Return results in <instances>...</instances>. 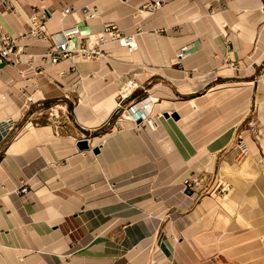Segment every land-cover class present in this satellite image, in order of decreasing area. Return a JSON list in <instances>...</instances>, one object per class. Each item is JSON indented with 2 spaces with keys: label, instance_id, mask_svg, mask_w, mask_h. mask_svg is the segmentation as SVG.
Wrapping results in <instances>:
<instances>
[{
  "label": "crops",
  "instance_id": "crops-1",
  "mask_svg": "<svg viewBox=\"0 0 264 264\" xmlns=\"http://www.w3.org/2000/svg\"><path fill=\"white\" fill-rule=\"evenodd\" d=\"M260 4L0 0V29L15 38L0 63V264H264ZM43 10L45 37L26 33ZM111 24L137 48L103 38ZM73 25L70 46L98 55L52 63L45 54ZM145 97L152 129L122 116ZM253 104L254 139L241 127Z\"/></svg>",
  "mask_w": 264,
  "mask_h": 264
},
{
  "label": "built area",
  "instance_id": "built-area-1",
  "mask_svg": "<svg viewBox=\"0 0 264 264\" xmlns=\"http://www.w3.org/2000/svg\"><path fill=\"white\" fill-rule=\"evenodd\" d=\"M215 2L220 3L221 0H215ZM161 4H162L161 1H155L151 4H148L146 8L148 10H154L159 8ZM209 9L212 10V8ZM259 10L262 13H264V0H261ZM72 12H73V8L66 7L60 11V15L65 17L66 15L71 14ZM80 13L84 19L92 18L94 16L93 11L87 6L81 8ZM48 16L49 13L45 12L44 10L41 11V13L39 14L35 12L34 14L30 15L28 18L29 28L26 33L45 37L44 24ZM79 31L80 28L78 25H73L72 27L66 28L63 31L62 39L59 42H57V44H54L52 48L48 50V52L45 54L46 56L50 57L52 63H56L59 59H65V58H69L71 60L75 58L77 59L96 58V56L98 55V51L95 50V48H86L82 46L78 48H73L72 46H70V41H72L75 38V36H77ZM102 34H103L102 36L103 38H107L109 41L116 42L120 46L126 48L128 51H133L137 48L136 37H135L136 34L123 33L114 24L106 25L103 29ZM14 47H15V38L9 36L0 29V63L2 61H6V62L11 61V56L14 53ZM187 53H188L187 46L185 45L180 46V48L176 52L177 61L180 62L183 58L186 57ZM124 98L125 97L122 95V93L119 92V100L117 103L118 107H122L121 102L123 101ZM145 98L132 103L127 108L135 107V105L142 103L145 100ZM148 117L150 119L152 118L153 123L157 125L156 118H154V115H149ZM144 119L145 117L143 116V113H138L133 120L138 121ZM144 121L146 122V120ZM147 124L149 125V123ZM236 146L238 148V159H241L244 156L248 155L249 153L248 146L241 135L237 136ZM200 181H202V178H193L191 181L186 182L183 188V192L186 194L190 193L191 191H193V187L197 186ZM26 189H27L26 184L22 183L19 188V191L25 193Z\"/></svg>",
  "mask_w": 264,
  "mask_h": 264
},
{
  "label": "bare ground",
  "instance_id": "bare-ground-1",
  "mask_svg": "<svg viewBox=\"0 0 264 264\" xmlns=\"http://www.w3.org/2000/svg\"><path fill=\"white\" fill-rule=\"evenodd\" d=\"M134 86H135V84H133V82H129L126 85H124V87H122L120 92L122 93V95L124 97H126L131 92V90ZM154 102H155L154 100H150V98L147 97V98H145V100L142 103L135 105V107L127 108L123 112L122 116H124V118H126V119H132V120L135 118V116L138 113H143V116H146V110L148 109L149 105L151 103H154ZM171 116L173 117V114ZM151 120L153 121L152 118H151ZM154 125H155V123H154Z\"/></svg>",
  "mask_w": 264,
  "mask_h": 264
},
{
  "label": "rangeland",
  "instance_id": "rangeland-1",
  "mask_svg": "<svg viewBox=\"0 0 264 264\" xmlns=\"http://www.w3.org/2000/svg\"><path fill=\"white\" fill-rule=\"evenodd\" d=\"M127 107L124 106L123 108H121V110L125 111V109ZM118 109H120V107H118ZM120 113H122V112H119V114H117L115 117H119L121 115ZM157 115H154V118H156ZM241 127H243L245 130L247 129L248 132L251 134L252 138L254 139V104L251 107V110L249 111V113H248V115L246 117V120L243 122ZM236 139H237V137H236ZM236 139H235V145H236Z\"/></svg>",
  "mask_w": 264,
  "mask_h": 264
},
{
  "label": "water",
  "instance_id": "water-1",
  "mask_svg": "<svg viewBox=\"0 0 264 264\" xmlns=\"http://www.w3.org/2000/svg\"><path fill=\"white\" fill-rule=\"evenodd\" d=\"M173 117H177L176 114H173ZM77 146L78 148L80 149H86L88 148V143H87V140L86 139H80L77 141ZM94 152H97V148L94 149Z\"/></svg>",
  "mask_w": 264,
  "mask_h": 264
}]
</instances>
